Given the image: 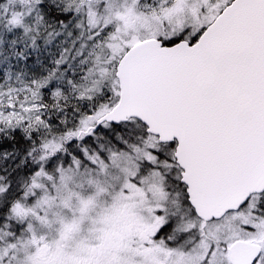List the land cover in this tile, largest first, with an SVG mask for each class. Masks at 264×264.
I'll return each mask as SVG.
<instances>
[{"label": "snow or ice", "instance_id": "obj_1", "mask_svg": "<svg viewBox=\"0 0 264 264\" xmlns=\"http://www.w3.org/2000/svg\"><path fill=\"white\" fill-rule=\"evenodd\" d=\"M0 264H264V0H0Z\"/></svg>", "mask_w": 264, "mask_h": 264}]
</instances>
